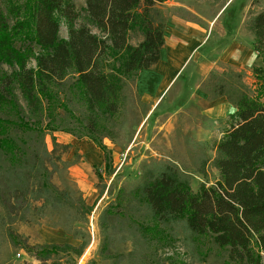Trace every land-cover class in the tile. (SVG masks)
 <instances>
[{
  "label": "rangeland",
  "instance_id": "rangeland-1",
  "mask_svg": "<svg viewBox=\"0 0 264 264\" xmlns=\"http://www.w3.org/2000/svg\"><path fill=\"white\" fill-rule=\"evenodd\" d=\"M74 5L83 15L85 0H75ZM0 7L8 27L26 20L17 34L11 30L12 46L23 52L30 46L31 53H35L38 47L31 39V28H26L29 0H0ZM263 9L264 0L155 3L151 11L155 22L184 16L206 23L203 60L208 66L216 64L203 75L193 67V74L182 76L183 81L151 103L141 100L134 91V80L128 78L123 88L124 118L119 130L115 137L101 140L106 156L91 140L60 130L45 132L48 155L43 153L41 142H33L41 161L30 158L23 168L12 171L0 156V264H40L20 247L23 243H67L78 250L82 242L85 247L79 255L77 251L60 249L47 263L222 264L224 253L212 244L198 249L197 239L184 221L159 223L170 237L166 244L152 232H143L142 227L154 225V220L134 191L145 176H154L167 166L180 172L194 191L200 184L210 185L219 178L213 159L216 141L226 127V115L211 117L208 111L215 100L227 99L221 93L234 92V88L250 96L256 94L252 68L261 60L248 23ZM93 31L98 32L95 28ZM66 34V27L61 24L58 38H65ZM142 39L138 30L129 32L132 45ZM233 43L239 44L242 51L241 65L222 60ZM28 65L35 67L34 56L30 55ZM1 67L9 70L5 64ZM72 80L69 78L67 83ZM17 98L23 105L18 91ZM72 107L76 113L83 112L77 103ZM53 138L59 146L52 151ZM42 164L50 182L69 194L66 202L43 204L38 191ZM87 206H91L90 211ZM10 231L17 236L15 242L8 236Z\"/></svg>",
  "mask_w": 264,
  "mask_h": 264
},
{
  "label": "trees",
  "instance_id": "trees-1",
  "mask_svg": "<svg viewBox=\"0 0 264 264\" xmlns=\"http://www.w3.org/2000/svg\"><path fill=\"white\" fill-rule=\"evenodd\" d=\"M74 1L29 0L26 28H31L38 47L35 53L30 46L24 52L12 46L11 30L17 34L26 20L8 27L0 7V156L9 170L23 168L30 158L42 160L34 141L41 142L48 155L46 131L85 137L106 156L101 140L115 137L119 130L126 80H135L139 70L159 59L165 22H155L151 11L165 0H85L83 15ZM61 24L65 38H58ZM248 29L261 60L252 68L256 94L239 88L221 93L235 110L225 117L226 127L215 144L213 165L219 178L194 191L180 172L167 166L145 176L134 191L154 220L143 232H152L166 244L170 237L159 223L184 221L198 249L212 244L224 253L222 264H264V9L253 16ZM131 30L143 35L136 45L128 41ZM30 55L35 67L28 65ZM4 64L9 70L1 67ZM69 78L73 80L67 83ZM74 103L82 113H76ZM53 142L52 151L59 146ZM42 166L38 191L43 204L66 202L69 194L50 182ZM86 208L90 211L91 206ZM8 236L15 242V234L10 231ZM20 247L40 264H51L47 261L60 249L79 255L85 242L78 250L67 243Z\"/></svg>",
  "mask_w": 264,
  "mask_h": 264
},
{
  "label": "crops",
  "instance_id": "crops-1",
  "mask_svg": "<svg viewBox=\"0 0 264 264\" xmlns=\"http://www.w3.org/2000/svg\"><path fill=\"white\" fill-rule=\"evenodd\" d=\"M206 37V23H198L184 16H171L164 25L159 59L150 68L139 70L133 82L134 91L141 100L146 103L156 102L176 83L183 81L182 76L193 74V67L198 69L200 75L210 71L216 63L208 66L203 60L202 48ZM239 49V44H231L225 50L222 60L241 65L243 56ZM234 110L235 106L223 98L210 105L208 114L221 117ZM212 112L218 114L212 115Z\"/></svg>",
  "mask_w": 264,
  "mask_h": 264
}]
</instances>
